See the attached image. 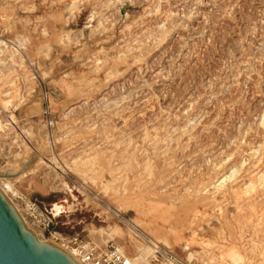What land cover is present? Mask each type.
Returning a JSON list of instances; mask_svg holds the SVG:
<instances>
[{
    "label": "rangeland",
    "instance_id": "374dc122",
    "mask_svg": "<svg viewBox=\"0 0 264 264\" xmlns=\"http://www.w3.org/2000/svg\"><path fill=\"white\" fill-rule=\"evenodd\" d=\"M0 174L56 247L264 264V0H0Z\"/></svg>",
    "mask_w": 264,
    "mask_h": 264
},
{
    "label": "water",
    "instance_id": "95a60500",
    "mask_svg": "<svg viewBox=\"0 0 264 264\" xmlns=\"http://www.w3.org/2000/svg\"><path fill=\"white\" fill-rule=\"evenodd\" d=\"M0 264L77 263L61 249L40 241L0 192Z\"/></svg>",
    "mask_w": 264,
    "mask_h": 264
},
{
    "label": "built area",
    "instance_id": "2783aa9c",
    "mask_svg": "<svg viewBox=\"0 0 264 264\" xmlns=\"http://www.w3.org/2000/svg\"><path fill=\"white\" fill-rule=\"evenodd\" d=\"M32 211L35 212V208ZM51 222L49 218L45 230L49 229ZM132 232L142 244L132 255H128L121 246L111 241L96 243L74 237L67 243L71 244L70 250L75 251L81 264H194L187 258H181L173 248L154 241L139 230L133 229ZM64 247L68 249L69 246Z\"/></svg>",
    "mask_w": 264,
    "mask_h": 264
},
{
    "label": "bare ground",
    "instance_id": "6f19581e",
    "mask_svg": "<svg viewBox=\"0 0 264 264\" xmlns=\"http://www.w3.org/2000/svg\"><path fill=\"white\" fill-rule=\"evenodd\" d=\"M56 166V165H55ZM21 173V172H20ZM6 175H4V174H0V177L1 178H4ZM7 177H5V179H6ZM1 191H2V189H0ZM4 191V190H3ZM2 191V192H3ZM1 192V193H2ZM4 195H6L5 193H3ZM9 200V199H8ZM11 202V201H10ZM54 204H57V203H54ZM53 204V205H54ZM14 205V204H13ZM14 209H15V211H16V213L18 214L19 213V211H18V209L16 208V207H14V206H12ZM53 207V206H52ZM115 214V213H114ZM21 218H22V220H23V222H24V224H26V221L24 220V218L22 217V215L19 213L18 214ZM33 231V230H32ZM36 236V235H35ZM40 241H45V242H47L48 244H50V245H52V246H55L56 247V244L54 243V242H52V241H47V240H40ZM57 248H59V249H61L62 251H64V252H66L68 255H69V257L73 260V261H75L77 264H81V262L79 261V259L76 257V254H75V251L73 250V249H66L65 247H62V245L60 246H57Z\"/></svg>",
    "mask_w": 264,
    "mask_h": 264
}]
</instances>
